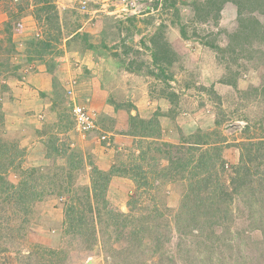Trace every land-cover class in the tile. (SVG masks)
<instances>
[{"label":"rangeland","instance_id":"obj_1","mask_svg":"<svg viewBox=\"0 0 264 264\" xmlns=\"http://www.w3.org/2000/svg\"><path fill=\"white\" fill-rule=\"evenodd\" d=\"M195 1L143 0L131 14L114 0H0V38L11 33L19 66L1 100L0 264H264V40L229 49L238 6L200 21ZM154 42L172 64L155 61ZM34 64L54 87L26 110L39 119L30 133L9 80ZM79 75L111 83L102 108ZM135 82L144 96L176 91L175 103L131 114ZM69 90L93 131L76 128ZM96 141L112 148L108 170Z\"/></svg>","mask_w":264,"mask_h":264},{"label":"crops","instance_id":"obj_2","mask_svg":"<svg viewBox=\"0 0 264 264\" xmlns=\"http://www.w3.org/2000/svg\"><path fill=\"white\" fill-rule=\"evenodd\" d=\"M230 6H232V9L235 11V6L233 4L229 5L228 3L225 8H231ZM30 69L31 71L27 75L23 76L22 79L17 78L16 80L11 79L9 81H18L16 82V87H13V104L14 106L18 107V109L20 108V112L18 114V120L19 122L21 121L20 126L27 129V131H29L30 133H33L36 132L37 128L40 127L38 124L39 119L37 118V115L33 116L27 113L26 110H33L35 108L37 110L36 112L41 111L42 108H44L47 99L41 95H43L44 93L48 94L50 90L54 87V85L52 84V75L47 72L46 65L34 64L31 65ZM78 77L79 81H81V88L83 87L84 92L87 93L89 96L87 104L92 108L96 106L102 108L100 104H102V98L104 97L103 94H105L104 84L111 85V83H102V81H100L98 78H92L91 81H84V79H82L80 75ZM65 80L67 81L68 78ZM131 86H133V88ZM131 86H129L130 88H128L130 94L129 96L131 97V99L129 100L135 105L130 111L131 114L139 113L141 117H145L144 114L151 111V108H154L155 106H157V104L160 107L161 111H165L166 106L167 108H170L172 105V102L168 99L166 95H154V93L149 89L147 95L144 96V94L142 95L140 92L139 83H131ZM96 95H98V97H96ZM141 98L147 101L146 105H140L139 100ZM83 100L84 102H86V99ZM101 110L102 109H100V111ZM28 122L32 123V125L29 126L28 124H26ZM126 140L131 139L126 138ZM94 144V152L97 155L96 164L99 166L100 169L108 170L113 164L112 148L105 145L102 146L97 141Z\"/></svg>","mask_w":264,"mask_h":264},{"label":"trees","instance_id":"obj_3","mask_svg":"<svg viewBox=\"0 0 264 264\" xmlns=\"http://www.w3.org/2000/svg\"><path fill=\"white\" fill-rule=\"evenodd\" d=\"M227 2H233L238 6V19L241 28L239 32L229 33L228 36L231 38V43H230L231 45H228L229 49L235 50L237 47H241V48L244 47V45L247 43L245 38H248L256 33H260L261 36L260 39L264 40V0H204L198 2L195 1L193 4L195 6V11H196L195 20L207 21L209 18L212 17L215 20V22H217L219 20L222 9L224 8V5ZM245 11H248L249 14L244 15ZM255 12L256 14H254ZM257 13L262 15L263 18L260 19L257 16ZM8 28L10 30L9 26ZM241 30L242 31L244 30L245 33H242ZM7 41L8 42L5 43V40L3 38H0V47L6 45L5 48L3 47L0 50V78H1L0 79V121L3 120V115H4L2 109L3 103L1 101L2 95L5 92H8L10 89L7 83L8 78L11 75H14L19 68V66L15 65L11 60V54L14 51H16V46L10 32L7 35ZM154 43H157L158 46V51L154 52L155 61L172 64V62L175 60V55L174 52L171 50V47L166 42H154ZM224 80L225 81L223 82L231 84L234 87H237L235 80L232 81L231 80L226 81V79ZM175 94L176 93L174 92H169L168 94H163V95H166L172 103H175ZM98 172L101 171L98 170ZM100 182L101 181L94 182L95 190H97L96 189L97 183H99V185L103 183ZM104 184H106V182L103 183V185ZM8 186L16 187L14 183H9ZM24 191H25V185H21L19 188V192L24 193ZM92 210H93V206H92Z\"/></svg>","mask_w":264,"mask_h":264},{"label":"built area","instance_id":"obj_4","mask_svg":"<svg viewBox=\"0 0 264 264\" xmlns=\"http://www.w3.org/2000/svg\"><path fill=\"white\" fill-rule=\"evenodd\" d=\"M87 1L89 0H81V5L84 8L87 7ZM114 1L115 3L113 4V6L116 9L112 8L111 10L131 13V14H135L137 10H140V6H142L143 4V0H114ZM68 94H70V96H67L66 103L69 106H72L76 128L84 133L91 132L94 129H96L97 124L94 117V113H92L87 108H85L82 105H79L76 102L73 96V90H69ZM105 137L106 136H103V138Z\"/></svg>","mask_w":264,"mask_h":264}]
</instances>
